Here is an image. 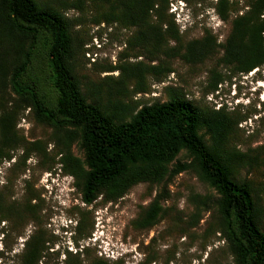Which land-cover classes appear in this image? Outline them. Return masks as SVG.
Masks as SVG:
<instances>
[{
	"label": "rangeland",
	"instance_id": "rangeland-1",
	"mask_svg": "<svg viewBox=\"0 0 264 264\" xmlns=\"http://www.w3.org/2000/svg\"><path fill=\"white\" fill-rule=\"evenodd\" d=\"M70 1L50 0L67 19L75 38L73 73L87 102L111 99L140 106L164 102L169 92L176 91L196 105L215 109L218 95L207 85L215 58L186 63L173 53L174 49L182 52L188 42L204 37L206 31L216 43L223 40L229 24L213 10L215 0H168L166 15L173 19L177 43L149 34L137 36L133 27L116 22L96 23L92 21L93 7L65 8ZM218 70L229 73V79L216 85L219 95H230L231 89L243 95L244 105L234 109L242 120L233 142L255 162L240 167L237 177L248 182L261 205L264 64L246 73L232 74L226 67ZM6 100L8 107L13 106L12 94H7ZM12 122L10 159L0 162V264H21L25 244L41 228L48 239L35 264H65L72 256L78 264H91L97 258L103 264H232L217 230L218 195L197 178L186 152L176 155L168 165L170 174L159 183H137L114 201L98 196L85 204L74 176L64 171L60 162L59 152L65 148L83 161L77 136L63 138L62 130L36 122L23 107L15 108ZM179 164L189 167L174 174V166ZM48 175L58 179L51 194L42 186ZM153 200L156 214L144 224L142 219ZM60 223H66L74 233L70 239L62 235ZM100 235L112 248L109 257L91 246V239Z\"/></svg>",
	"mask_w": 264,
	"mask_h": 264
},
{
	"label": "trees",
	"instance_id": "trees-1",
	"mask_svg": "<svg viewBox=\"0 0 264 264\" xmlns=\"http://www.w3.org/2000/svg\"><path fill=\"white\" fill-rule=\"evenodd\" d=\"M167 4L168 0H71L65 8L88 5L96 11V23L116 22L133 27L137 36L177 43ZM212 7L229 24L223 40L216 43L206 31L182 52L173 53L186 63L215 58L207 85L217 92L216 85L229 79L218 67L235 74L264 64V0H215ZM74 39L67 19L50 0H0V162L10 159L17 107L28 109L36 122L62 130L63 138L77 136L83 161L65 148L59 152L60 162L74 176L85 204L98 196L114 201L137 183H159L170 174V162L184 151L197 178L218 195L217 230L232 264H264V202H256L248 182L237 177L240 167L255 162L233 142L242 120L234 109L241 103L214 109L196 105L176 91L164 102L140 106L111 99L89 103L73 73ZM7 94L15 98L11 107ZM174 167L175 174L189 166ZM155 203L143 217L144 224L155 216ZM45 234L41 228L25 244L21 264H35L48 239ZM65 264L78 261L72 256ZM91 264L103 263L97 258Z\"/></svg>",
	"mask_w": 264,
	"mask_h": 264
},
{
	"label": "clouds",
	"instance_id": "clouds-1",
	"mask_svg": "<svg viewBox=\"0 0 264 264\" xmlns=\"http://www.w3.org/2000/svg\"><path fill=\"white\" fill-rule=\"evenodd\" d=\"M216 95H218L217 97V101L222 104L224 103H228V107L231 106H235L239 103H242L241 99L243 95H236V92L231 89L230 95L228 94H220L217 91ZM244 104V103H242ZM58 179L55 176H51L48 175L46 180L44 181V184L42 186L45 187V189L49 192V194H51L52 192V188L57 187L58 186ZM56 194V193H55ZM59 229H61L62 231V235H67V237L70 239L71 235L73 234L70 230H69V226L66 223H60L59 224ZM68 242H70L68 240ZM91 246H96L98 248L97 252L100 255H105V257H109V252L112 251V248L109 246V243L107 242V240L105 238H103L102 235L98 236V237H93L91 239Z\"/></svg>",
	"mask_w": 264,
	"mask_h": 264
},
{
	"label": "built area",
	"instance_id": "built-area-1",
	"mask_svg": "<svg viewBox=\"0 0 264 264\" xmlns=\"http://www.w3.org/2000/svg\"><path fill=\"white\" fill-rule=\"evenodd\" d=\"M220 105H221L220 103H217V104L215 105V109H217Z\"/></svg>",
	"mask_w": 264,
	"mask_h": 264
},
{
	"label": "bare ground",
	"instance_id": "bare-ground-1",
	"mask_svg": "<svg viewBox=\"0 0 264 264\" xmlns=\"http://www.w3.org/2000/svg\"><path fill=\"white\" fill-rule=\"evenodd\" d=\"M116 74V73H115ZM18 188H16L15 190H17Z\"/></svg>",
	"mask_w": 264,
	"mask_h": 264
}]
</instances>
